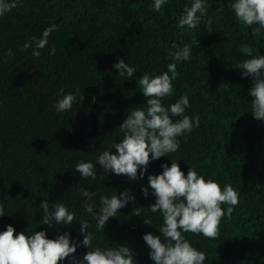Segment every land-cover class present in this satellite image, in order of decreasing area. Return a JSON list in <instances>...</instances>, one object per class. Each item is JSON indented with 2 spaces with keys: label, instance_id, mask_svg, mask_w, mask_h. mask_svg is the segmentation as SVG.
Returning a JSON list of instances; mask_svg holds the SVG:
<instances>
[{
  "label": "trees",
  "instance_id": "1",
  "mask_svg": "<svg viewBox=\"0 0 264 264\" xmlns=\"http://www.w3.org/2000/svg\"><path fill=\"white\" fill-rule=\"evenodd\" d=\"M230 2L206 0V14L194 29L176 26L190 0H168L159 11L151 8L152 0H17L0 16V205L5 211L0 230L12 224L17 231L43 228L50 238L57 230L67 231L79 240L80 224L86 222L93 244L127 242L138 264H153L142 234L158 235L162 218L147 210L154 198H145L140 186L148 173L160 172L162 162L173 160L185 174L195 167L239 193L230 219L221 218L216 238L183 234L205 252L204 264H264L263 127L250 113L252 78H241L239 69L250 55H263V39L237 21ZM208 17L212 23L206 26ZM48 24L56 25L48 43L36 54L31 47L24 49ZM173 42L188 44L191 55L177 64L173 94L163 102L186 94V113L199 114V127L178 137L176 152L150 160L143 178L132 180L99 165L94 179L80 177L76 162L96 164L100 152L113 150L111 145L122 138L119 124L127 112L146 107L136 79L145 72L166 71ZM117 57L135 67L134 77L117 73L112 67ZM77 88L83 99L57 113L52 105L59 90ZM125 188L134 201L98 231L100 197ZM41 200L49 201L50 210L53 203H64L74 213L71 224L42 225ZM80 250L83 256V245L72 255L82 258ZM63 264L70 261L65 258Z\"/></svg>",
  "mask_w": 264,
  "mask_h": 264
},
{
  "label": "clouds",
  "instance_id": "2",
  "mask_svg": "<svg viewBox=\"0 0 264 264\" xmlns=\"http://www.w3.org/2000/svg\"><path fill=\"white\" fill-rule=\"evenodd\" d=\"M17 0H0V16L16 6ZM168 0H152L151 8L159 11ZM206 0H190L185 4L177 18V27L196 28L206 14ZM230 8L239 23L251 29L254 37L264 39V0H231ZM212 18L205 21L211 25ZM56 30L55 24H48L39 37H32L23 44L24 49L31 47L33 54L48 43L49 34ZM193 44H198L193 41ZM250 52L249 49H245ZM191 48L188 44L178 46L173 42L165 57L166 71L143 73L136 79V84L144 97L146 107L131 108L119 129L122 138L105 149L96 157V164L91 160H79L74 169L80 177L96 176L97 165L117 175L136 180L143 178L150 160H156L168 153L176 152L180 146L178 137L185 136L199 127V114L186 113L190 107L189 97L181 94L175 102L164 104L166 97L173 94V81L177 77V64L188 61ZM112 67L121 76L134 77L136 69L117 57ZM241 78L251 77L252 85L248 89L251 99V114L257 120H264V55H250L239 65ZM83 99L77 88L72 92L60 89L52 107L59 113L69 111L72 105ZM170 160V159H169ZM161 163V171L147 174L146 184L140 186L141 194L154 201L146 208L151 213L159 212L162 223L158 235L152 232L142 234V240L148 248V257L153 264H204L206 254L197 249L185 238L184 233H199L204 237L216 238L219 234L221 218L230 219L234 207L239 202V193L231 184L223 186L211 177L199 173L195 167H188L186 174L178 161ZM139 169V172H138ZM134 194L129 188L111 196H101L95 224L98 231H104L109 217L129 202L134 201ZM224 205V207H222ZM42 209L41 224L52 227L69 225L74 213L64 203H53L51 210L48 200L39 203ZM90 210V209H89ZM4 207L0 205V216H4ZM143 222L151 225V220ZM82 238L73 240L67 231L57 233L54 238L47 236L46 230L17 231L12 224H5L0 230V264H63L65 258L70 264H138L133 250L127 242L115 247H100L93 244V237L87 231V223L80 224ZM78 245H83L86 252L82 258L72 255Z\"/></svg>",
  "mask_w": 264,
  "mask_h": 264
},
{
  "label": "water",
  "instance_id": "3",
  "mask_svg": "<svg viewBox=\"0 0 264 264\" xmlns=\"http://www.w3.org/2000/svg\"><path fill=\"white\" fill-rule=\"evenodd\" d=\"M51 39H52V36H51ZM263 55H264V39H263ZM44 58H46V57H44ZM34 71H35V75L37 74V70L36 69H34ZM67 120L69 121V122H71L72 123V120L70 119V115H68L67 116ZM262 127H263V137H262V144H263V148H264V120H262ZM83 132V131H82ZM84 133V132H83ZM89 198V194L87 193V198H86V200ZM85 212V208H84V210H83V213ZM84 219H86V217H84ZM72 239L73 240H75L74 239V236L72 237ZM80 255H81V257H82V252H81V250H80Z\"/></svg>",
  "mask_w": 264,
  "mask_h": 264
}]
</instances>
